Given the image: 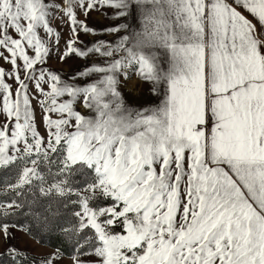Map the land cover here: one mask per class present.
I'll use <instances>...</instances> for the list:
<instances>
[{
    "label": "snow or ice",
    "instance_id": "1",
    "mask_svg": "<svg viewBox=\"0 0 264 264\" xmlns=\"http://www.w3.org/2000/svg\"><path fill=\"white\" fill-rule=\"evenodd\" d=\"M0 173V264H264V0H0Z\"/></svg>",
    "mask_w": 264,
    "mask_h": 264
},
{
    "label": "rangeland",
    "instance_id": "2",
    "mask_svg": "<svg viewBox=\"0 0 264 264\" xmlns=\"http://www.w3.org/2000/svg\"><path fill=\"white\" fill-rule=\"evenodd\" d=\"M88 23L90 26L101 28L109 23H114V21H110L97 14H93L91 19L88 21ZM64 33H65V36L69 34L66 28L64 29ZM100 38L111 40L113 39V36L112 35H107V36H102V37L90 36V35L81 36V39H83L85 43L89 41H94ZM60 47L61 49L64 48L63 40L61 41ZM83 63L84 61L72 59V60L67 61L66 63L60 64L56 62L55 58H53L50 61V66L54 69L61 70L62 73H74L81 67ZM150 87H151L150 84L144 83L140 81L139 79L133 77L124 84L122 90L128 99L129 105L133 107H138L141 105L147 106V105L156 104L159 102L157 98L153 96L151 92L149 91ZM39 115L40 113H39V110L37 109L38 118H39ZM41 131L43 132V128H41ZM11 179H13L11 174L1 173V181L6 182V180H11ZM3 189H4L3 187H0V191H3ZM105 203L107 204L109 202H105ZM115 231L120 232L121 229L116 228ZM16 236H17V239L13 241V243L19 248H27L29 253L32 256L41 257L50 252H53L55 249L49 245L39 242L37 239L31 236L24 235L19 231L16 233ZM65 264H70V260L67 257V254H65Z\"/></svg>",
    "mask_w": 264,
    "mask_h": 264
},
{
    "label": "trees",
    "instance_id": "3",
    "mask_svg": "<svg viewBox=\"0 0 264 264\" xmlns=\"http://www.w3.org/2000/svg\"><path fill=\"white\" fill-rule=\"evenodd\" d=\"M12 178L14 179L13 176H12ZM13 179H11V180H6V182H5V181H1V173H0V187H3V188H4V187L7 185V183L11 182ZM2 195H4V191H0V196H2ZM37 240H38V239H37ZM38 241L41 242V243H43V242L40 241V240H38ZM57 243H58V241H57L56 239H53L50 243H48V244H46V245H49V246L55 248L56 245H57ZM43 244H44V243H43Z\"/></svg>",
    "mask_w": 264,
    "mask_h": 264
}]
</instances>
